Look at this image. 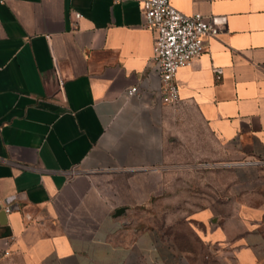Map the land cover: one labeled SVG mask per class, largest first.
I'll use <instances>...</instances> for the list:
<instances>
[{"label": "crops", "instance_id": "1", "mask_svg": "<svg viewBox=\"0 0 264 264\" xmlns=\"http://www.w3.org/2000/svg\"><path fill=\"white\" fill-rule=\"evenodd\" d=\"M169 1L216 27L176 69L174 103L156 93L138 0H0V264L120 258L124 213L152 195L173 129L264 154V0ZM254 211H241L248 225L231 241L237 264H264Z\"/></svg>", "mask_w": 264, "mask_h": 264}, {"label": "rangeland", "instance_id": "2", "mask_svg": "<svg viewBox=\"0 0 264 264\" xmlns=\"http://www.w3.org/2000/svg\"><path fill=\"white\" fill-rule=\"evenodd\" d=\"M169 136L153 174L152 195L124 213L120 258L116 250H106L88 264H237L231 241L248 225L241 211L255 209L264 231V154L215 141L187 125ZM201 209L208 214L205 223L193 217ZM203 224L224 227L225 234L219 239L204 235ZM141 251L151 252V258L133 257Z\"/></svg>", "mask_w": 264, "mask_h": 264}, {"label": "built area", "instance_id": "3", "mask_svg": "<svg viewBox=\"0 0 264 264\" xmlns=\"http://www.w3.org/2000/svg\"><path fill=\"white\" fill-rule=\"evenodd\" d=\"M143 24L154 30L151 71L158 79L156 93L159 100L174 103L178 100L174 74L179 66L197 57L204 49V36L215 34L216 27L200 12L184 13L175 8L169 0H138ZM76 17L78 12H74ZM219 68H215L218 71ZM137 86L125 89L130 95ZM9 210L7 204L3 205ZM8 238H3L5 248L1 254L9 252Z\"/></svg>", "mask_w": 264, "mask_h": 264}, {"label": "water", "instance_id": "4", "mask_svg": "<svg viewBox=\"0 0 264 264\" xmlns=\"http://www.w3.org/2000/svg\"><path fill=\"white\" fill-rule=\"evenodd\" d=\"M123 211V207H118L115 209V213H120Z\"/></svg>", "mask_w": 264, "mask_h": 264}]
</instances>
